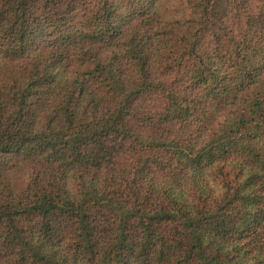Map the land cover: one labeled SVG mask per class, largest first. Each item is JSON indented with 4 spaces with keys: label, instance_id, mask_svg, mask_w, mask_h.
Here are the masks:
<instances>
[{
    "label": "trees",
    "instance_id": "1",
    "mask_svg": "<svg viewBox=\"0 0 264 264\" xmlns=\"http://www.w3.org/2000/svg\"><path fill=\"white\" fill-rule=\"evenodd\" d=\"M0 264H264V0H0Z\"/></svg>",
    "mask_w": 264,
    "mask_h": 264
}]
</instances>
